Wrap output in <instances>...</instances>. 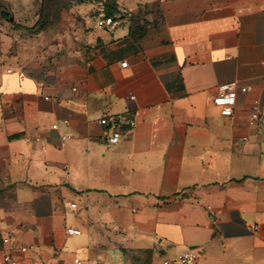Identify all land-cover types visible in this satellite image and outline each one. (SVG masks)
<instances>
[{"label": "crops", "instance_id": "crops-1", "mask_svg": "<svg viewBox=\"0 0 264 264\" xmlns=\"http://www.w3.org/2000/svg\"><path fill=\"white\" fill-rule=\"evenodd\" d=\"M18 3L39 12L0 15V264H264V0ZM225 83L248 87L229 116Z\"/></svg>", "mask_w": 264, "mask_h": 264}, {"label": "built area", "instance_id": "built-area-1", "mask_svg": "<svg viewBox=\"0 0 264 264\" xmlns=\"http://www.w3.org/2000/svg\"><path fill=\"white\" fill-rule=\"evenodd\" d=\"M118 23V19L113 16H103L98 20V26L107 29L108 31H113L117 27ZM123 65H126V62H123ZM238 90L246 92L248 87H237L234 83H225L218 87L216 93L212 97V102L220 108L223 115L229 116L233 114ZM99 122L106 126L104 141L108 144H116L121 140L123 133L127 128L135 126L136 119L126 113L119 112L112 115H105L99 119ZM248 123L251 126L264 125V98H255L252 101L251 110L248 116ZM61 124L68 125L69 119L64 118L62 120L55 121L52 123L51 127L53 129H57ZM71 137V134H64L62 136V143ZM252 228L257 230L259 228V223L253 224ZM79 231L80 230L76 228L67 229L69 234L77 233ZM21 249L26 250V247H22ZM5 259L9 261L10 264H20L18 260L12 259L9 255H6ZM163 263L199 264L200 254L195 252L193 249H187L183 252L177 253L173 257L165 258Z\"/></svg>", "mask_w": 264, "mask_h": 264}, {"label": "rangeland", "instance_id": "rangeland-1", "mask_svg": "<svg viewBox=\"0 0 264 264\" xmlns=\"http://www.w3.org/2000/svg\"><path fill=\"white\" fill-rule=\"evenodd\" d=\"M19 1L21 0H0V11L2 8H5L8 12V14L13 18L15 14H27L30 15L31 17L38 16L39 9H30L28 10L27 8H19ZM29 11V14L27 13ZM123 13V11H121ZM126 13V12H125ZM14 25L18 29H22L25 33H36L39 32L40 29L42 28H48L50 25H44L41 24L39 27L34 28L35 24H17L14 22Z\"/></svg>", "mask_w": 264, "mask_h": 264}, {"label": "trees", "instance_id": "trees-1", "mask_svg": "<svg viewBox=\"0 0 264 264\" xmlns=\"http://www.w3.org/2000/svg\"><path fill=\"white\" fill-rule=\"evenodd\" d=\"M105 10H106V16H114L115 14L114 5H106ZM0 15L8 20L12 19L5 8H2V10L0 11ZM42 17H43V9L41 10L40 18L38 22L34 25V28L39 27L41 25Z\"/></svg>", "mask_w": 264, "mask_h": 264}]
</instances>
